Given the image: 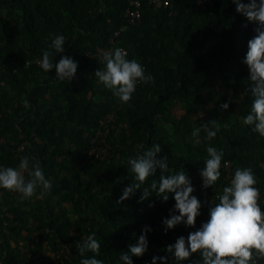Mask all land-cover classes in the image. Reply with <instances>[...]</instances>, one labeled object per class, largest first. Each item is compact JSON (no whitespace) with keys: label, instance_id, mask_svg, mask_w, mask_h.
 I'll return each mask as SVG.
<instances>
[{"label":"trees","instance_id":"1","mask_svg":"<svg viewBox=\"0 0 264 264\" xmlns=\"http://www.w3.org/2000/svg\"><path fill=\"white\" fill-rule=\"evenodd\" d=\"M169 2L170 6L154 10L143 0L140 19L118 35L126 58L137 60L145 74L155 78L154 83H139L131 100L122 104L94 74L105 67L102 59L89 58L86 52L108 44L124 23L128 0H0V41L11 43L10 47L0 43V59L7 66L0 76L16 88L14 96L0 91V112H8L0 116V136L5 138L0 142V167H10V161L5 160L15 156L16 143L21 140L39 148L32 163L35 159L39 162L52 188L36 201V211L42 212L35 218V225L47 230H41V237L48 240L52 249L65 238L76 242V255L71 262L65 260V264H80L82 259L94 255L104 264H123L121 254L146 227L150 229L146 232L148 251L142 257L133 256V264H152L154 256L167 257V264H202L200 253L176 262L166 248L181 236L187 240L189 233L210 218V208L219 203L223 188L231 183L225 179V162L230 164L232 178L237 168H251L256 187L264 197V170L259 165L264 160V137L252 130L254 126L242 123L254 100L249 69L243 61L257 25L237 13L232 0H204L202 4L196 0ZM3 8H15L18 13L8 11L10 17L4 18ZM56 35L65 37V45L63 53L52 57L53 62L58 63L67 55L78 65L71 82L57 80L55 68L45 72L19 54L24 49L27 60H42L43 52L51 50ZM36 73L43 80H34ZM32 80L33 88L23 94V84ZM211 81L234 88V97L240 101L239 115L228 113L232 104L223 109L224 99L220 96L200 119L188 112L178 118L173 116L170 108L175 103L190 108L205 102L202 88ZM47 92L53 95L54 108L51 104L44 107ZM25 100L30 107H24ZM222 111L227 113L226 117ZM107 113L114 118V127L106 133L112 154L102 161L91 160L87 157L90 139ZM158 119L168 123L172 130L158 125ZM212 121L220 125L216 137L209 140L201 129L196 143L191 135L193 129ZM154 144L162 149L157 158H168L164 175L184 170L191 180L195 189L192 195L201 202L195 227L180 223L165 234L162 221L172 213L175 200L173 193L164 201L151 190L153 180L159 184V169L134 195L117 203L122 190L135 182L128 170L129 159L137 158ZM209 146L222 150L223 158L220 179L205 189L200 171L209 158ZM81 173L88 180L81 179ZM143 188H149L150 197L141 201ZM6 200L0 201V212ZM66 203H70L68 210ZM9 212L11 218L6 216L5 220H11L9 230L16 236L26 225L16 216L18 207H10ZM23 212L26 216L33 214ZM88 235H94L100 244L99 254L86 252L82 257L78 243ZM0 260L4 264L31 263L26 256L8 252L1 242ZM49 264H53L51 260ZM157 264L161 261L157 260ZM257 264H264V260Z\"/></svg>","mask_w":264,"mask_h":264},{"label":"clouds","instance_id":"2","mask_svg":"<svg viewBox=\"0 0 264 264\" xmlns=\"http://www.w3.org/2000/svg\"><path fill=\"white\" fill-rule=\"evenodd\" d=\"M232 3L235 4L237 13L257 25L254 29L255 36L248 41V50L243 61L249 69L254 100L250 113L242 119V123L254 126L252 130L264 137V0H248L247 3L244 0H232ZM64 45L65 37L56 35L52 40L51 50L43 52L39 63L45 72L55 68L57 80L71 82L77 72V63L67 55H63L58 63L52 60L54 55L64 52ZM126 57V51L119 47L105 52L102 58L105 67L94 73L98 82L110 90L122 104L131 100L138 83H154L155 80L152 75L145 74L143 66L137 60H129ZM24 107H30L26 100ZM221 107L227 110L229 104L224 103ZM201 129L210 140L216 137L220 125L217 121H212L210 124L194 128L191 135L196 138V143H199ZM206 150L209 158L200 171L205 189L214 186L220 179L223 158L222 150L212 146ZM161 151L160 145L154 144L137 158L129 159L128 170L133 174L135 182L122 190L117 203H122L134 195L159 169V184L153 180L151 190L156 191L157 196L164 201L169 199V193H173L175 200L172 213L162 221L165 234L180 223L195 227L196 218L201 214V202L192 195L195 189L184 170L164 175L168 171V158L165 156L158 159L157 155ZM256 184L257 179L251 168H237L230 186L224 187L218 197L219 203L210 208V218L207 222L198 230L189 233L187 240L183 236L179 237L174 245L167 246L166 251L174 254L176 262L188 260L196 253L202 256V264H257L258 260H264V211L259 204L260 190ZM51 188L52 184L43 174L39 162L32 163L29 156L20 159L18 168L0 167V189L18 193L21 202L43 197ZM149 197V188H143L141 201ZM147 231L150 229L146 227L136 242L130 244L128 250L121 254L120 260L123 264H133V256L142 257L148 251ZM78 247L82 257L86 252L98 255L100 250V244L94 235H88L82 243H78ZM157 260H160L161 264H167V257L154 256L152 264H157ZM80 264L104 262L94 255L82 259ZM197 264L200 262L197 261Z\"/></svg>","mask_w":264,"mask_h":264},{"label":"rangeland","instance_id":"3","mask_svg":"<svg viewBox=\"0 0 264 264\" xmlns=\"http://www.w3.org/2000/svg\"><path fill=\"white\" fill-rule=\"evenodd\" d=\"M8 11H11L13 14L18 13L15 8L11 9H2L1 15L5 17H10L8 14ZM1 46L10 47L11 43L3 40L0 41ZM14 50H17V47L12 45L11 47ZM23 59L26 62H35L37 65L41 66L39 61L40 59L35 60H27V52L24 51V49L21 50L19 53ZM4 59H0V71H5L6 69V62L3 61ZM14 72H17L15 69ZM18 74V73H17ZM36 79L34 80H43L41 76H39L37 73L34 74ZM1 77V76H0ZM29 81L25 84H23V94L27 90L33 88L35 81ZM0 81L3 82L2 85H0V91L3 89L4 92L9 94L10 96H14L16 93V88L13 86V84L6 82L2 77L0 78ZM239 89V88H237ZM234 88L231 86L223 85L220 82H214L211 81L206 86L202 88V95L204 98H206V101L203 103H199L197 106L193 107L191 106L186 107V105H182L179 103H175L171 108L170 112L173 114L174 117L178 118L181 114L188 112L190 115L197 117V119L202 118L203 116H206L208 114V108L213 107L216 105V100L219 99L220 96H223L224 103H228L229 105L232 104L233 107L230 109L228 113L239 115V103L240 101L238 98L234 97ZM45 99L47 100L44 104V107H47L51 104V106L54 108V98L52 94H48V92L45 94ZM54 103V105H53ZM229 108V107H228ZM7 110H4V112H0L1 115H7ZM111 114V113H107ZM222 114L227 116V113L222 111ZM105 116V115H104ZM103 116V117H104ZM103 117L101 120H103ZM158 125L164 126L167 131H171L172 127L168 124L163 122L161 119H158L156 122ZM5 141V138L3 136H0V142ZM34 141H38V138H34ZM15 156L13 158H7L5 161H10V167H17L19 166L20 159L24 156H29L31 158V162L34 161V157H36L39 153V148H37L34 145H31L29 141H19L16 143V149ZM35 159V163H36ZM73 162L77 164V160L73 159ZM81 179H87L84 174L81 173ZM40 190L38 189V192ZM44 198H33L32 200H26L21 202L18 199V195L14 192H8L6 194H3V192L0 190V201L7 199V203L4 204L2 207V211L0 212V242L3 243L7 249L8 252H14L21 256H26L31 260V263L33 264H49L50 260L53 264H65V260H69V262L72 261V257L76 255L75 250V241L66 239L63 240L62 243L57 245L55 249H52L50 246L48 240L46 238L41 237L42 231H47L46 229H43L42 227H38L35 225L37 222L35 218H37L40 213L42 212V209L38 212L36 211V201L42 200ZM67 210L70 208V203H66ZM16 206L18 207V214L16 216H19L22 218L24 225H26V228H23L20 230L19 234L16 236L11 235L10 233V227H11V220H5V217L11 218V214L9 212V208ZM32 211V215L26 216L23 211ZM45 222L43 221V225ZM20 259V258H19ZM23 264V262H21ZM29 263V264H31ZM0 264H4L3 260H0Z\"/></svg>","mask_w":264,"mask_h":264},{"label":"built area","instance_id":"4","mask_svg":"<svg viewBox=\"0 0 264 264\" xmlns=\"http://www.w3.org/2000/svg\"><path fill=\"white\" fill-rule=\"evenodd\" d=\"M143 0H128V4L123 13V25L120 27L118 31H116L111 38L108 40V44L106 46H95L91 50L86 52V56L89 58H97L102 59L103 54L105 52H109L119 47L125 50L121 45H119L118 35L121 30L125 29L128 24L136 23L141 17V7ZM147 4H149L154 10L170 6L169 0H146ZM204 0H196L197 4H202ZM126 51V50H125ZM3 82L0 81V85ZM139 85V83H138ZM114 118L112 114H106L103 117V120H99L98 127L95 131L94 136L90 139L89 148L87 150V157L91 160L102 161L111 156V147L106 143V133L107 129L114 127ZM229 163L225 162V179H232L231 169L229 167ZM261 168L264 170V160L259 163ZM259 204L261 206V210L264 211V197L263 191H260V199Z\"/></svg>","mask_w":264,"mask_h":264}]
</instances>
